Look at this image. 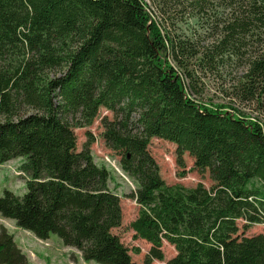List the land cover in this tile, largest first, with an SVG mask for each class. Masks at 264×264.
<instances>
[{
  "label": "trees",
  "instance_id": "1",
  "mask_svg": "<svg viewBox=\"0 0 264 264\" xmlns=\"http://www.w3.org/2000/svg\"><path fill=\"white\" fill-rule=\"evenodd\" d=\"M175 1L161 0L162 10ZM183 3L207 18L213 6L224 9L198 63L244 53L234 95L263 110L264 0ZM149 9L147 0H0V163L23 156L28 177L22 196L0 195V215L42 240L57 234L85 261L139 264L112 230L122 223L120 196L92 155L90 132L77 150L75 128L105 107L114 118L102 121L104 142L137 186L131 226L151 244L144 264L164 260V240L177 252L166 264H264V233L247 237L238 225L264 223V120L191 96L171 60L185 65L190 48ZM25 107L35 111L22 115ZM153 137L177 145L181 167L189 152L213 184H167ZM28 257L2 226L0 264H32Z\"/></svg>",
  "mask_w": 264,
  "mask_h": 264
},
{
  "label": "rangeland",
  "instance_id": "2",
  "mask_svg": "<svg viewBox=\"0 0 264 264\" xmlns=\"http://www.w3.org/2000/svg\"><path fill=\"white\" fill-rule=\"evenodd\" d=\"M150 12L154 17L165 24L166 30L176 39L185 42V47L190 50L181 56L185 65L175 64L179 76L187 89L188 93L198 101L210 105H225L229 111L234 107L240 109L241 112L248 113L251 116L264 120V109H259L258 103L255 101H245L234 95V87L238 80L241 79L246 70L247 57H226L224 61H218L216 65H201L200 54L204 47L211 44L214 39L219 36L220 25H216L223 17L225 12L222 7L213 6L211 18L207 15H199L196 9L187 6L183 0H176V6L165 7L162 10L161 0H147ZM220 27V28H219ZM186 40L191 41L188 43ZM187 45V46H186ZM244 52V50H243ZM221 60V59H219ZM190 73H189V72ZM35 110L31 107H25L23 114L33 113ZM114 113L105 107H101L96 116L94 123L90 126L75 128L77 136V150L82 151L85 142L88 141V133L90 132L94 138L92 142V152L98 164L105 163L111 170L110 187L120 196L122 206V223L120 226L113 228V232L118 234L121 242L131 249L132 257L139 264H144L145 257L151 247V244L144 239L135 237L132 229L134 222L139 213L140 206L130 194L136 190L137 186L129 177H127L120 167V154L107 147L103 137L104 126L103 119H113ZM5 120L4 116H0V122ZM149 145L150 153L157 160L160 167L161 177L167 184L181 183L188 187H196L199 182H203L207 187L213 184L209 176V170L200 172L194 166L195 159L189 152L183 154L185 167H181L178 163L177 145L174 142L158 137H153ZM113 162L116 166L112 163ZM25 161L23 156L15 157L5 163H0V195L5 190H11L16 195L22 196L27 192V175L20 171L22 163ZM119 168L122 174L116 169ZM184 173V174H183ZM183 175V176H181ZM239 233L244 236L257 235L264 233V223H254L247 228H243L245 221L239 220ZM2 226L7 227L10 233L14 234L15 240L27 254L32 264H98L95 261H85L78 250L71 251L62 244L57 234L51 235V240H40V243L33 237L30 231L18 227L14 219L3 218L0 215V229ZM140 248V252L135 254L134 248ZM163 253L165 258L162 261L155 260L152 264H166L177 252L176 248L163 241Z\"/></svg>",
  "mask_w": 264,
  "mask_h": 264
},
{
  "label": "crops",
  "instance_id": "3",
  "mask_svg": "<svg viewBox=\"0 0 264 264\" xmlns=\"http://www.w3.org/2000/svg\"><path fill=\"white\" fill-rule=\"evenodd\" d=\"M32 235H33V237H35L36 238V240L40 243V240H42V239H39L38 237H36L33 233H32ZM49 241L51 240V237L48 239ZM47 240V241H48ZM66 248H68V249H70L71 251H76L77 249L76 248H74V247H69V246H65Z\"/></svg>",
  "mask_w": 264,
  "mask_h": 264
},
{
  "label": "built area",
  "instance_id": "4",
  "mask_svg": "<svg viewBox=\"0 0 264 264\" xmlns=\"http://www.w3.org/2000/svg\"><path fill=\"white\" fill-rule=\"evenodd\" d=\"M109 162L112 163V164L114 165V167L116 166V165H115L113 162H111L110 160H109ZM116 169L122 174V172H121V170H120L119 168L116 167Z\"/></svg>",
  "mask_w": 264,
  "mask_h": 264
}]
</instances>
